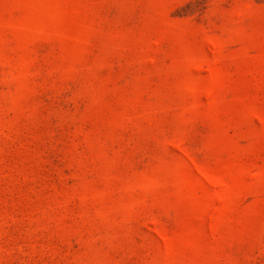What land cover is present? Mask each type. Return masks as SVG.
Here are the masks:
<instances>
[{
    "label": "rangeland",
    "instance_id": "rangeland-1",
    "mask_svg": "<svg viewBox=\"0 0 264 264\" xmlns=\"http://www.w3.org/2000/svg\"><path fill=\"white\" fill-rule=\"evenodd\" d=\"M0 264H264V0H0Z\"/></svg>",
    "mask_w": 264,
    "mask_h": 264
}]
</instances>
